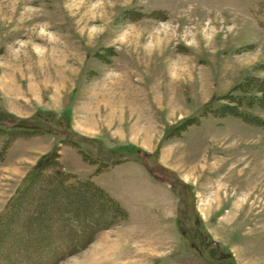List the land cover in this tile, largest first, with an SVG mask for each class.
<instances>
[{
  "label": "rangeland",
  "instance_id": "rangeland-1",
  "mask_svg": "<svg viewBox=\"0 0 264 264\" xmlns=\"http://www.w3.org/2000/svg\"><path fill=\"white\" fill-rule=\"evenodd\" d=\"M0 113V264H264V0H0Z\"/></svg>",
  "mask_w": 264,
  "mask_h": 264
},
{
  "label": "trees",
  "instance_id": "trees-1",
  "mask_svg": "<svg viewBox=\"0 0 264 264\" xmlns=\"http://www.w3.org/2000/svg\"><path fill=\"white\" fill-rule=\"evenodd\" d=\"M233 97V95H232ZM231 97V98H232ZM42 122L41 120L37 121V120H23V119H19V118H15L12 116H6L2 113H0V129L3 130H7V131H14V130H18V129H23V126L32 128L35 132L38 130L37 128L43 127L42 126ZM67 139H74V138H69L67 137ZM69 141V140H68ZM50 162H53V160H49L48 158L43 161L42 163H40L39 165L36 166V168L34 169V171L30 174L29 178L33 177L34 175H36L39 172H43L45 167L47 166V164ZM27 182H29V179H27L23 186L21 187L22 189H25ZM90 184V183H88Z\"/></svg>",
  "mask_w": 264,
  "mask_h": 264
}]
</instances>
